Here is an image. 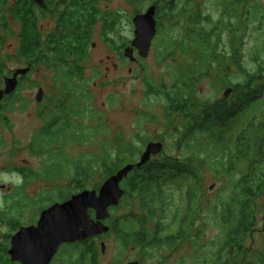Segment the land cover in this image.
I'll list each match as a JSON object with an SVG mask.
<instances>
[{"label":"trees","instance_id":"trees-1","mask_svg":"<svg viewBox=\"0 0 264 264\" xmlns=\"http://www.w3.org/2000/svg\"><path fill=\"white\" fill-rule=\"evenodd\" d=\"M0 0V6L9 8L21 25L19 33L20 57L30 63L31 70L44 67L57 72L56 84L60 85V104L46 118V125L35 137L31 150L34 154L45 153L48 159L40 170L20 169L27 183L38 180L54 181L72 172L70 184L65 189H56L51 198L45 196L30 198L26 193L20 194L15 202L19 205L47 207L72 195L87 190L86 182L94 177L103 181L120 171L128 164L136 163L134 156L121 159L133 144L124 142L114 156L109 150L100 155L81 154L76 159L67 157L65 150L55 151L61 143L60 136L68 133H85L88 127L78 122L91 114L97 119L87 95V87L79 81L83 79L86 54L94 40L100 21L103 23L104 36L114 31L108 14H101L98 8L100 0H61L51 10L55 0H46L47 9L40 8L34 0ZM224 8V18L215 22L211 15H206L202 6L195 0H153L157 7V20L161 29L164 24L172 23L174 29L182 33V43L192 44L203 49V57L196 72L186 74L184 80L173 71L174 83L164 85L161 91L148 81L149 90L154 95H165L168 102L167 117L173 123L172 116L183 117L177 130L182 133L181 143L188 145L193 156L188 159L172 157L163 152L153 158L146 166L136 168L123 182L125 197L121 205L111 209V218L106 221L111 231L94 239L74 243L72 264H99L103 255L99 248V239L115 235L121 251L135 250L144 254L145 260L151 259L150 250L170 248L179 251L186 244L192 243L195 248L194 264H264V239L261 250H256L255 234L258 223L264 217V122H252L237 138V150L232 152L225 135L215 131V123H227L236 118L251 104L264 98V8L259 0H220ZM193 7V10L191 8ZM51 10L58 21L54 31L45 36L38 13L45 14ZM259 25L261 32L258 45L251 54L254 63L249 70L243 63L246 37L251 34V27ZM229 33V40L225 34ZM179 41L172 37L167 41V51L159 57L167 60ZM230 45L225 50L224 45ZM186 47V46H185ZM222 47V48H221ZM188 48V46L186 47ZM0 51V92L4 88L6 66ZM215 62V72L223 77V86H233L237 96L233 99L216 100L215 102L198 101L196 88L203 79L210 75ZM234 69L240 70L242 82H233ZM56 96V97H58ZM0 101V126L5 123L6 111L11 110L19 100L12 99L10 104ZM26 107V106H25ZM65 120L67 127L60 131L54 128ZM98 128H103L102 122ZM98 130V129H97ZM97 130L93 136H96ZM92 135L73 137L75 141H87ZM64 144V143H63ZM0 145L2 140L0 138ZM130 160V161H129ZM244 168V173L236 177ZM206 170L212 172L219 181L227 177L229 183L221 189L220 194L209 199L205 189ZM187 176L191 179L186 191V205L183 208L179 188L173 184L171 177ZM102 182L94 185L100 189ZM131 199L140 204L141 211H131L122 218L112 219V214ZM23 206H21L22 208ZM94 216L95 212L91 211ZM135 220L139 229L124 232L119 221ZM178 222L176 234H169ZM211 223L221 230L219 236L206 242V231L198 229L200 223ZM264 236V228L262 230ZM73 259V258H72ZM60 264H68L61 258ZM179 264H185L181 260Z\"/></svg>","mask_w":264,"mask_h":264},{"label":"rangeland","instance_id":"rangeland-1","mask_svg":"<svg viewBox=\"0 0 264 264\" xmlns=\"http://www.w3.org/2000/svg\"><path fill=\"white\" fill-rule=\"evenodd\" d=\"M54 1V0H53ZM61 0H55L50 5L51 10L56 8ZM231 0H229L230 2ZM264 8V0H259ZM13 0L10 4L14 5ZM153 0H100L98 8L101 14H112L109 16L114 31L108 36H104L103 23L100 21L94 35V40L86 54L84 76L79 83L87 87L86 93L90 96L89 106L93 112L99 114L97 119H91V114H86L85 119L78 122L85 123L88 130L85 133H68L60 136L61 143L56 144L55 151L65 150L67 157L73 159L81 154L100 155L104 150H109L115 156L122 148L124 142L133 144L127 153L121 154V159L134 156L137 163L142 158L148 144L157 142L163 143L167 155L188 159L193 156V152L188 145L181 143L182 133L176 126L182 124L183 117L172 116L173 123L167 117L168 102L165 95H154L150 93L148 81L156 87V91L162 92L164 85L170 87L174 83L173 71H177L180 80H184L186 74L195 73L197 66H200L203 57L202 47L192 44L182 43V33L179 29H174L172 23L164 24L163 29L158 25V34L153 41L149 57L142 59L139 52L135 51L136 61L132 62L125 56L126 50L132 47L135 40L134 19L139 14H145L152 6ZM202 6L206 15H211L214 22L224 16V8L220 0H195ZM2 6V5H1ZM0 6V51L6 66V77L12 78L17 70L30 68V63L20 57L19 33L21 25L14 18L9 8ZM46 11L45 14L38 13L39 21L45 31V36L55 30L57 18L54 11ZM193 10V7L191 8ZM224 18V17H223ZM251 34L246 37L244 49V65L252 70L254 67L251 61L253 49L258 45V38L261 32L259 25L251 27ZM176 37L179 41L173 54L167 59H160V55L167 51V41ZM229 40V33L225 34ZM188 46V48L186 47ZM222 48V47H221ZM225 50H230V45H224ZM213 65L210 75L203 79L196 88L198 101L215 102L226 98V92L233 89L232 99L238 95L233 86H223V77L215 72L214 60L209 61ZM239 69L233 71V82H242L244 79L240 75ZM20 87L12 99L19 101L13 105L11 110L6 111L3 117L5 123L0 126V236L5 237L10 234L5 219L9 210V205L19 198L20 194L26 193L30 198L45 196L51 198L56 189H65L70 184L69 179L72 172H68L63 178L48 181L38 180L27 183L20 169L40 170L48 159L45 153L34 154L31 145L40 130L46 125V117L52 111H56V106L60 104L58 84H56L57 72L50 71L44 67L30 70L25 76H20ZM23 77V78H22ZM5 84V83H4ZM5 88V87H4ZM3 88V90H4ZM44 90L43 101L38 102L39 91ZM58 96V97H56ZM12 99L8 100L11 101ZM3 101V105L10 104ZM26 106V107H25ZM264 122V98L244 109L236 118L227 123H215L213 127L218 133H223L233 153L237 150V138L243 130L248 128L252 122ZM102 122L103 128H98ZM67 127L66 122H62L54 131H60ZM98 129V130H97ZM97 130L96 136L92 133ZM86 133L92 135L87 141H75L73 137L83 136ZM64 143V144H63ZM130 161V160H129ZM264 171V168L262 169ZM244 173L242 168L236 175L240 177ZM206 184L208 198L215 200L221 189L229 181L223 177L219 181L215 174L206 170ZM108 179V178H107ZM106 179V180H107ZM181 193L183 208L186 205V191L191 183L187 176L171 177ZM105 180V181H106ZM100 175L86 182L87 189L94 190V185L102 184ZM124 205L112 214V219L122 218L131 211H141L140 204L131 199L125 200ZM39 208H43L40 206ZM133 209V210H132ZM46 210V209H45ZM33 209L22 212L21 216L27 219L34 218ZM119 227L124 232H134L140 225L135 221H119ZM178 222L171 229L169 234H176ZM264 217L259 219L258 233L255 234L256 250H261L263 246ZM198 229L206 231L205 241L210 242L220 235L221 230L213 224L200 223ZM3 242V241H2ZM107 245V252L100 257L99 264H129L134 261L140 264H179L181 260L185 264H194L195 248L192 243L186 244L179 251L170 248L150 250L151 259L145 260L144 254L135 250L124 252L120 250L117 237L113 234L110 237L99 239V248L102 250V243ZM90 257L87 262L90 263Z\"/></svg>","mask_w":264,"mask_h":264},{"label":"water","instance_id":"water-1","mask_svg":"<svg viewBox=\"0 0 264 264\" xmlns=\"http://www.w3.org/2000/svg\"><path fill=\"white\" fill-rule=\"evenodd\" d=\"M42 9H47L46 0H34ZM135 40L128 48L125 56L132 62L137 59L135 51L142 59L149 57L153 41L158 34L157 7L152 6L145 14L134 19ZM31 68L17 70L12 78L6 77L5 88L0 92V101L5 95L13 94L19 85V77L29 73ZM233 89L226 92L230 96ZM38 102L43 101L44 90L39 91ZM164 151V144L153 142L148 144L139 162L128 164L109 177L100 189L84 190L71 199L56 203L43 211L38 226L23 228L13 239V260L23 264H50L60 247L64 244L77 243L104 236L111 231L106 221L111 218V209L121 205L125 190L122 185L136 169L146 166L153 158ZM6 188V186H2ZM94 211V216L91 214ZM102 253L106 254L107 245L102 243ZM129 264H140L131 262Z\"/></svg>","mask_w":264,"mask_h":264},{"label":"flooded vegetation","instance_id":"flooded-vegetation-1","mask_svg":"<svg viewBox=\"0 0 264 264\" xmlns=\"http://www.w3.org/2000/svg\"><path fill=\"white\" fill-rule=\"evenodd\" d=\"M20 78L21 77H19L18 88L20 87V83H21ZM15 93H13L11 95H5L3 99L6 101L10 100V99H12V97ZM231 95H232V93H231ZM231 95L226 97L224 100L232 99ZM56 110H60V109H56ZM63 121L66 122L65 120H62L61 123ZM162 153L160 155H162ZM0 187L2 188V185H0ZM65 201L66 200H63L61 202H56V203H63ZM21 206H23V207L21 208ZM51 206H53V204H50L45 208H39L40 206H38V207L32 206L31 207V206H28V204H23V205L20 204L19 205V203L15 202V201L9 205V210L6 213L7 219H5V220H7L6 223H7L8 229L10 231V234L6 235L5 237L0 236V264H23L21 261L19 262L17 260H13L12 255H10L11 251L13 250V239H14L15 235L17 233H19L23 228H29V227H33V226L37 227L43 211L45 209L50 208ZM30 209H33L36 212L33 214L34 218L27 219V218L21 216L22 212L24 214L26 211H28V210L30 211ZM73 248H74V243L62 245L60 247V249L58 250L57 254L53 257L50 264H60L61 258H65V257L67 259V263L72 264V262H74V257H73L74 252H72Z\"/></svg>","mask_w":264,"mask_h":264},{"label":"bare ground","instance_id":"bare-ground-1","mask_svg":"<svg viewBox=\"0 0 264 264\" xmlns=\"http://www.w3.org/2000/svg\"><path fill=\"white\" fill-rule=\"evenodd\" d=\"M164 149H165V147H164Z\"/></svg>","mask_w":264,"mask_h":264}]
</instances>
